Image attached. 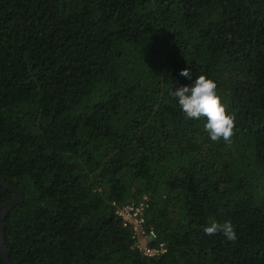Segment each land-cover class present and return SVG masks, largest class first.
<instances>
[{
	"label": "trees",
	"instance_id": "1",
	"mask_svg": "<svg viewBox=\"0 0 264 264\" xmlns=\"http://www.w3.org/2000/svg\"><path fill=\"white\" fill-rule=\"evenodd\" d=\"M200 75L231 144L170 94ZM0 174L12 264H264V0H0ZM144 195L157 257L116 214Z\"/></svg>",
	"mask_w": 264,
	"mask_h": 264
},
{
	"label": "clouds",
	"instance_id": "2",
	"mask_svg": "<svg viewBox=\"0 0 264 264\" xmlns=\"http://www.w3.org/2000/svg\"><path fill=\"white\" fill-rule=\"evenodd\" d=\"M180 75L192 79L189 68H184ZM170 94L178 98L179 107L187 118H206L204 128L212 141L218 142L223 139L227 144H231L235 134L236 116L235 113H230L227 105L222 102L214 79L200 75L193 84L175 88ZM204 232L206 235L222 233L229 241H235L237 238L231 221L224 223L212 221L204 228Z\"/></svg>",
	"mask_w": 264,
	"mask_h": 264
},
{
	"label": "built area",
	"instance_id": "3",
	"mask_svg": "<svg viewBox=\"0 0 264 264\" xmlns=\"http://www.w3.org/2000/svg\"><path fill=\"white\" fill-rule=\"evenodd\" d=\"M149 196L144 195L138 201L120 205L116 214L122 218L124 226L130 227L136 247L147 257H157L167 252V244L159 239V234L147 221Z\"/></svg>",
	"mask_w": 264,
	"mask_h": 264
},
{
	"label": "water",
	"instance_id": "4",
	"mask_svg": "<svg viewBox=\"0 0 264 264\" xmlns=\"http://www.w3.org/2000/svg\"><path fill=\"white\" fill-rule=\"evenodd\" d=\"M0 186L10 190L14 197L11 200L6 201L0 206V251L5 259L6 264H12L10 260V250L7 248L4 242L5 231V219L10 211L17 205L23 202L25 196L22 190L17 189L11 183H9L5 177L0 174Z\"/></svg>",
	"mask_w": 264,
	"mask_h": 264
}]
</instances>
